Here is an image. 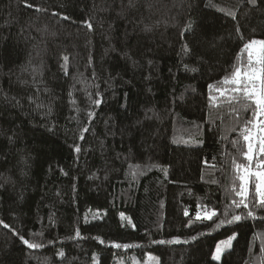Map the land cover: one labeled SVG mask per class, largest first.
I'll return each mask as SVG.
<instances>
[{
  "label": "trees",
  "instance_id": "trees-1",
  "mask_svg": "<svg viewBox=\"0 0 264 264\" xmlns=\"http://www.w3.org/2000/svg\"><path fill=\"white\" fill-rule=\"evenodd\" d=\"M133 2L0 0V264H264V209L233 205L250 116L208 98L264 39V0Z\"/></svg>",
  "mask_w": 264,
  "mask_h": 264
},
{
  "label": "snow or ice",
  "instance_id": "snow-or-ice-1",
  "mask_svg": "<svg viewBox=\"0 0 264 264\" xmlns=\"http://www.w3.org/2000/svg\"><path fill=\"white\" fill-rule=\"evenodd\" d=\"M247 3L251 5H256L257 0H247ZM27 7L31 8L33 5L26 4ZM214 6V5H213ZM129 7H135L133 0H129ZM224 12L227 16L235 19V13L229 9H219ZM36 11H44L39 7ZM65 20L69 17L64 16ZM85 24L89 30H92V23L90 21H85ZM192 25L189 23L185 26L184 31H191ZM240 29L237 28V32ZM183 34V33H182ZM243 41V36H240ZM183 50L187 53L190 51L188 46L185 44ZM240 55L236 56V61L231 70L215 84H209V104L212 107H219L220 102H226L230 106V111L234 113L237 119L240 118V114L248 113L250 118H245L243 125L240 127L239 139L233 140L232 145L236 149L241 161L236 158L233 159V169L235 174L234 188L236 196L239 200H233V205L235 208H240L241 205L244 209H250L252 207H258L264 209V39H249L243 42L240 48ZM68 57H63L65 65L68 61ZM65 65L61 67L64 68L65 74L67 75V70ZM100 100H95L96 105L100 104ZM238 105V107H236ZM89 117L93 116L94 113L89 112ZM84 132L88 131L87 128L83 129ZM236 131V129H233ZM83 139V135L80 137ZM241 140L243 141V148H241ZM76 152L80 151L79 146L75 148ZM129 169L131 174L135 176L141 169L140 165L129 164ZM165 171V176H167V171ZM235 180L239 181L238 187H235ZM250 188L252 194L250 197ZM254 201V204H253ZM123 215V214H122ZM185 215H188L185 212ZM223 215L227 217L229 215L228 211L225 210ZM247 217L255 218V214L252 210L246 213ZM214 217H217L216 210L204 209L203 212L197 211L195 219L197 221H212ZM244 217L238 214H232L231 219H219L218 223L215 224L216 228L223 227L226 224H233L235 222L241 221ZM0 221V224H3ZM7 228L9 225L4 224ZM79 236V231L76 233ZM195 239V237H193ZM236 239V233H233L227 239L220 241L215 246V251L212 254V259L219 261L223 253L231 249L232 241ZM20 240L30 249H36L43 247L42 244L35 241H29L23 236H20ZM171 243L172 241H168ZM160 243H164L161 241ZM122 245L115 244V247L120 248ZM127 248L130 245H123ZM261 252H264V241L261 243ZM60 256L64 253L60 252Z\"/></svg>",
  "mask_w": 264,
  "mask_h": 264
},
{
  "label": "rangeland",
  "instance_id": "rangeland-1",
  "mask_svg": "<svg viewBox=\"0 0 264 264\" xmlns=\"http://www.w3.org/2000/svg\"><path fill=\"white\" fill-rule=\"evenodd\" d=\"M230 236H231V235H230ZM225 239H227V238H225ZM225 239H224V240H225ZM214 251H215V249H214ZM214 251H213V253H214ZM213 253H212V254H213ZM151 258H152V256H149V255L146 257V260H147V261H146V264H154V262L152 261V259H154V258H152V259H151Z\"/></svg>",
  "mask_w": 264,
  "mask_h": 264
}]
</instances>
